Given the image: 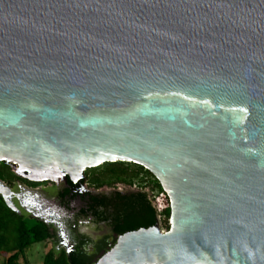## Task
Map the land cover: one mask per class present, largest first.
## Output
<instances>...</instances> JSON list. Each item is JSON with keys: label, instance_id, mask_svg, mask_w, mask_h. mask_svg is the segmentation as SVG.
Wrapping results in <instances>:
<instances>
[{"label": "water", "instance_id": "1", "mask_svg": "<svg viewBox=\"0 0 264 264\" xmlns=\"http://www.w3.org/2000/svg\"><path fill=\"white\" fill-rule=\"evenodd\" d=\"M118 161L170 228L93 264H264V0H0V162L77 182Z\"/></svg>", "mask_w": 264, "mask_h": 264}, {"label": "flooded vegetation", "instance_id": "2", "mask_svg": "<svg viewBox=\"0 0 264 264\" xmlns=\"http://www.w3.org/2000/svg\"><path fill=\"white\" fill-rule=\"evenodd\" d=\"M101 167L100 169H97ZM98 172H95L97 170ZM95 173H88V171ZM11 173L15 178L9 182ZM28 171L17 175L12 164L0 162V179L8 185L10 200L18 214L47 221L53 249L69 258L81 253L95 262L129 231V216L136 210V197L154 203V175L131 162H108L89 168L85 178L73 182L59 176L54 181H34ZM77 206L74 207L73 200Z\"/></svg>", "mask_w": 264, "mask_h": 264}, {"label": "trees", "instance_id": "3", "mask_svg": "<svg viewBox=\"0 0 264 264\" xmlns=\"http://www.w3.org/2000/svg\"><path fill=\"white\" fill-rule=\"evenodd\" d=\"M11 173L9 182L15 178ZM154 203L148 199L136 197V210L129 217L130 227L123 231L137 230L154 226L161 222L166 230L170 228L169 219L171 207L159 212L155 203V196L164 192L159 181L154 177ZM169 204V202H167ZM52 236L49 227L42 221L19 215L10 209L0 195V258H4V264H30L25 257L26 251L36 243L48 242ZM81 253L72 255L71 258L65 252L58 253L53 248L44 255L43 264H93Z\"/></svg>", "mask_w": 264, "mask_h": 264}, {"label": "rangeland", "instance_id": "4", "mask_svg": "<svg viewBox=\"0 0 264 264\" xmlns=\"http://www.w3.org/2000/svg\"><path fill=\"white\" fill-rule=\"evenodd\" d=\"M101 167L97 168L100 169ZM96 169V170H97ZM94 171V170H93ZM88 171V173H95L100 170H97L95 172ZM77 201L76 199L73 200V205L74 207L77 206ZM53 245L50 241L45 242V243H36L32 245L25 253V257L30 261V264H43L44 260V255L46 254L47 251H49L50 248H52ZM0 264H4V258H0Z\"/></svg>", "mask_w": 264, "mask_h": 264}, {"label": "built area", "instance_id": "5", "mask_svg": "<svg viewBox=\"0 0 264 264\" xmlns=\"http://www.w3.org/2000/svg\"><path fill=\"white\" fill-rule=\"evenodd\" d=\"M155 203L159 212L166 210L169 206L171 207L170 199L165 191L155 196Z\"/></svg>", "mask_w": 264, "mask_h": 264}]
</instances>
